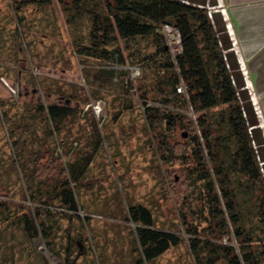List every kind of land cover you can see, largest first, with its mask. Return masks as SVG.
Segmentation results:
<instances>
[{
  "label": "rangeland",
  "instance_id": "374dc122",
  "mask_svg": "<svg viewBox=\"0 0 264 264\" xmlns=\"http://www.w3.org/2000/svg\"><path fill=\"white\" fill-rule=\"evenodd\" d=\"M219 5V0H206L205 8L223 17ZM87 31L86 21L76 28L67 23L57 0L20 13L11 0H0V264H68L62 248L68 234L77 244L71 256L76 264H131L140 253L136 224L127 219L132 204L148 207L157 228L181 238L147 264H197L190 247L196 236L189 230H210L189 132L169 129L164 122L150 126L144 110L154 106L179 113L197 133L199 114L186 94H179L181 101L169 95L171 101L161 103L155 69L133 60L129 50L121 48L108 62L79 54L75 42ZM160 32L172 55L178 54L177 36L165 25ZM50 104L76 112L55 125L35 112ZM223 108L209 115L215 117ZM97 146L84 175L71 182L78 212H68L72 217L59 222L58 251L46 245L41 232L26 236L17 218L34 217L43 207L38 196H45L34 177L36 166L49 159L58 169L75 160L80 164ZM207 166L212 175L208 160ZM54 184L44 183L42 192ZM49 208L61 212L56 201ZM215 241L238 245L232 235Z\"/></svg>",
  "mask_w": 264,
  "mask_h": 264
},
{
  "label": "trees",
  "instance_id": "16d2710c",
  "mask_svg": "<svg viewBox=\"0 0 264 264\" xmlns=\"http://www.w3.org/2000/svg\"><path fill=\"white\" fill-rule=\"evenodd\" d=\"M11 1L17 13L28 6L52 3V0ZM57 1L69 25L76 28L87 22V35L75 42L79 54L108 62L120 55L121 48L129 50L133 60L155 69L159 101L164 104L171 101L169 95L181 101L176 87L181 82L187 86L186 101L199 114V133L179 113L154 106H146L144 111L150 126L164 122L169 129L180 127L189 132V152L196 164L197 180L203 183L205 191L202 213L210 230L207 233L205 228L189 230L196 236L190 240V247L197 264H216L220 260L227 264H264V135L223 17L213 14L210 18L206 0ZM164 25L179 33L181 51L175 56L160 32ZM222 106L215 117L209 115V111ZM35 112L58 125L76 111L50 104L38 106ZM214 130L221 134L216 136ZM98 147L83 156L80 164L76 160L68 162L67 168L58 169L52 159L36 166L34 177L45 196H38L43 207L36 209L34 217L22 214L17 218L26 236L34 238L41 232L46 245L57 250L54 239L59 222L72 217L68 212L75 215L78 212L71 182L84 175ZM53 180L54 186L42 192V185ZM233 184L236 186L230 187ZM55 201L61 212L49 208ZM127 214V219L136 224L140 252L131 264H147L181 242L177 234L155 226L148 207L132 204ZM205 233L213 237L207 238ZM201 235L204 238H199ZM226 235L233 236L237 247L215 241ZM66 238L62 244L64 259L68 264H76L71 260L77 246L75 238L69 234Z\"/></svg>",
  "mask_w": 264,
  "mask_h": 264
},
{
  "label": "crops",
  "instance_id": "0c3cea01",
  "mask_svg": "<svg viewBox=\"0 0 264 264\" xmlns=\"http://www.w3.org/2000/svg\"><path fill=\"white\" fill-rule=\"evenodd\" d=\"M264 135V0H219Z\"/></svg>",
  "mask_w": 264,
  "mask_h": 264
},
{
  "label": "built area",
  "instance_id": "2783aa9c",
  "mask_svg": "<svg viewBox=\"0 0 264 264\" xmlns=\"http://www.w3.org/2000/svg\"><path fill=\"white\" fill-rule=\"evenodd\" d=\"M221 7V13L222 14H225V9L224 7L222 6V4L220 3L219 5ZM209 14V17L212 18V13L211 12H208ZM166 29L169 31V32H173L176 36H177V41L180 42V36H179V33L178 31L173 28L172 26H169V25H165ZM226 28H227V32L229 34V36L232 34V30H231V25L230 24H227L226 25ZM139 69L137 70V74H139ZM244 79H245V76H244ZM186 91H187V86L181 82L177 87H176V92L178 94H186ZM258 114V113H257Z\"/></svg>",
  "mask_w": 264,
  "mask_h": 264
}]
</instances>
